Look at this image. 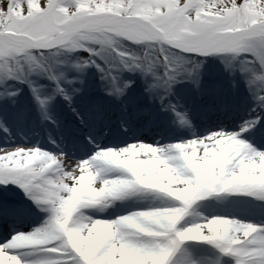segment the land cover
<instances>
[{
    "label": "snow or ice",
    "instance_id": "obj_1",
    "mask_svg": "<svg viewBox=\"0 0 264 264\" xmlns=\"http://www.w3.org/2000/svg\"><path fill=\"white\" fill-rule=\"evenodd\" d=\"M0 264H264V0H0Z\"/></svg>",
    "mask_w": 264,
    "mask_h": 264
}]
</instances>
